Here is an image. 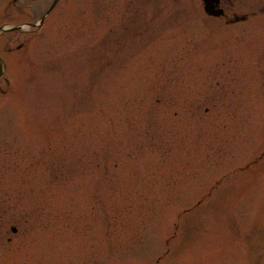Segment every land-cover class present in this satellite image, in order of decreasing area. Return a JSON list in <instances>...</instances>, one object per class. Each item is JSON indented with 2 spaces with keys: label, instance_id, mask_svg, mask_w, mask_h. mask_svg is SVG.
Listing matches in <instances>:
<instances>
[{
  "label": "rangeland",
  "instance_id": "1",
  "mask_svg": "<svg viewBox=\"0 0 264 264\" xmlns=\"http://www.w3.org/2000/svg\"><path fill=\"white\" fill-rule=\"evenodd\" d=\"M202 7L0 0V264H264V32Z\"/></svg>",
  "mask_w": 264,
  "mask_h": 264
},
{
  "label": "flooded vegetation",
  "instance_id": "2",
  "mask_svg": "<svg viewBox=\"0 0 264 264\" xmlns=\"http://www.w3.org/2000/svg\"><path fill=\"white\" fill-rule=\"evenodd\" d=\"M242 1L244 0H217L213 8L218 15L210 16L204 14L208 18L220 20L223 27L241 29H246L245 27H247L248 29L249 26H251L258 31L264 32V0H245L243 3L246 7L236 11L234 9L235 5H237V3L241 5ZM14 2H16V0L12 1L13 4ZM254 18L258 19V22L250 23L249 21ZM4 26L6 25H1L0 27L3 28ZM261 39L264 41V36H262ZM246 169L247 168H243L241 170L245 171Z\"/></svg>",
  "mask_w": 264,
  "mask_h": 264
},
{
  "label": "water",
  "instance_id": "3",
  "mask_svg": "<svg viewBox=\"0 0 264 264\" xmlns=\"http://www.w3.org/2000/svg\"><path fill=\"white\" fill-rule=\"evenodd\" d=\"M15 1V0H13ZM203 5V11L210 16H217L218 14L214 11V4H216L217 0H200ZM53 4L51 5V7ZM42 20H39V23H41ZM20 27L13 28V30L19 29ZM1 74V71H0Z\"/></svg>",
  "mask_w": 264,
  "mask_h": 264
},
{
  "label": "bare ground",
  "instance_id": "4",
  "mask_svg": "<svg viewBox=\"0 0 264 264\" xmlns=\"http://www.w3.org/2000/svg\"><path fill=\"white\" fill-rule=\"evenodd\" d=\"M50 10H51V8H50ZM50 10H49V11H50Z\"/></svg>",
  "mask_w": 264,
  "mask_h": 264
}]
</instances>
